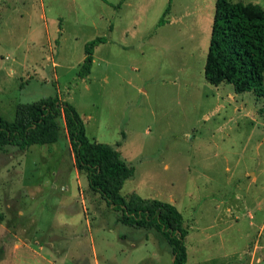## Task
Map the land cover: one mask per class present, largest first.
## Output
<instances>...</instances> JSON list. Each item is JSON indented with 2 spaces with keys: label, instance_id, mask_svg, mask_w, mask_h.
Masks as SVG:
<instances>
[{
  "label": "rangeland",
  "instance_id": "1",
  "mask_svg": "<svg viewBox=\"0 0 264 264\" xmlns=\"http://www.w3.org/2000/svg\"><path fill=\"white\" fill-rule=\"evenodd\" d=\"M216 2L0 0V116L59 96L135 168L122 196L182 213L187 264H264V97L206 81ZM59 124L54 145L0 153V264H173L160 233L90 190Z\"/></svg>",
  "mask_w": 264,
  "mask_h": 264
},
{
  "label": "trees",
  "instance_id": "2",
  "mask_svg": "<svg viewBox=\"0 0 264 264\" xmlns=\"http://www.w3.org/2000/svg\"><path fill=\"white\" fill-rule=\"evenodd\" d=\"M167 23L161 18L158 27ZM106 42V37H98L86 44L82 78L91 72L95 48ZM205 79L214 86L230 84L237 94L250 92L258 99L264 97V10L259 5L217 0ZM60 119L65 122L76 169L86 175L90 190L118 214L117 221L135 229L156 230L172 248L173 264H187L189 229L182 213L175 205L158 199L136 193L122 196L135 168L126 163L119 150L88 137L85 122L71 103L59 96L47 97L19 104L12 122L0 116V153L8 146L25 152L33 146L56 144Z\"/></svg>",
  "mask_w": 264,
  "mask_h": 264
},
{
  "label": "crops",
  "instance_id": "3",
  "mask_svg": "<svg viewBox=\"0 0 264 264\" xmlns=\"http://www.w3.org/2000/svg\"><path fill=\"white\" fill-rule=\"evenodd\" d=\"M111 32H112V31H111ZM18 105H19V104H18ZM18 105H17V106H18ZM16 108H17V107H16ZM10 148H11V147H10V146H8V147H6V148H5V150L7 151V150H8V149H10ZM5 150H4V151H5ZM90 234H91V233H90ZM188 236H189V235H188ZM186 241H187V240H186ZM92 246H93V249H95V247H94V245H93V244H92ZM187 254H188V253H187ZM173 261H174V256H173ZM187 262H188V261H187Z\"/></svg>",
  "mask_w": 264,
  "mask_h": 264
}]
</instances>
